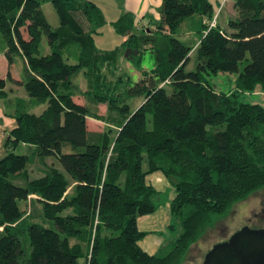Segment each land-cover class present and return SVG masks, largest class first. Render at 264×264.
<instances>
[{
	"label": "trees",
	"instance_id": "trees-1",
	"mask_svg": "<svg viewBox=\"0 0 264 264\" xmlns=\"http://www.w3.org/2000/svg\"><path fill=\"white\" fill-rule=\"evenodd\" d=\"M41 1L0 0V52L8 64L23 59L27 95L14 104L0 158V264H189L206 229L264 187V108L237 99L264 93V0H234L223 27L210 26L209 0H161L158 19L139 26L126 11L111 21L123 40L108 50L94 45L105 23L95 3L50 0L52 28ZM146 52L153 67L130 81L120 55L137 66ZM192 54L194 68L185 71ZM217 73L235 74L231 90L213 89L207 76ZM3 89L0 77V98ZM42 104L40 113L28 111ZM87 118L102 129L88 131ZM17 143L28 154L14 153ZM154 171L173 187L168 229H178L162 254L137 244L144 232L136 218L163 199L144 180Z\"/></svg>",
	"mask_w": 264,
	"mask_h": 264
},
{
	"label": "rangeland",
	"instance_id": "rangeland-1",
	"mask_svg": "<svg viewBox=\"0 0 264 264\" xmlns=\"http://www.w3.org/2000/svg\"><path fill=\"white\" fill-rule=\"evenodd\" d=\"M101 9L105 23L101 27L100 32L94 35V45L98 49H112L118 46L120 43V36H118L111 28V21H113L118 15L125 11H129L135 20V25L139 26L141 24V16L146 18L157 20L158 19V9L160 7L161 0H91ZM212 5L214 12V22L219 26L223 27L229 16L233 14L232 4L234 0H209ZM40 9L46 18L47 22L52 28L58 26V19L54 8L51 5L50 0H42L40 4ZM25 36V33L23 34ZM39 54H45L49 52L45 37L42 36L39 46ZM245 59H248V54L245 58L240 61L237 65V69L241 70L245 64ZM119 71L126 75L130 81H136L140 77L141 70L151 69L154 65L153 55L146 52L142 55L140 63L136 66L130 63V61L125 57V55H120L119 57ZM24 67L23 59L15 55L11 64H8L4 55L0 52V77L4 80V90L13 103L15 101L26 100L27 95L24 91L23 86L20 84L22 79V72ZM194 68L193 54L190 55V59L184 67L185 71H191ZM209 84L213 87L215 91L227 92L231 90L234 86L235 74L217 73L216 75L207 76ZM77 86L83 90L84 80L81 75L73 80ZM237 99L243 103L258 104L264 108V93L263 92H253V93H241L238 95ZM75 102L82 103L84 98L81 95H75L73 97ZM10 103L7 108L11 110L14 104ZM4 102L0 100V107L4 111ZM44 105H39L34 108H29V112L38 114L43 109ZM105 106L99 104L97 106V113H104ZM103 124L100 121L87 118L86 127L88 131L99 132L102 129ZM10 130V123L8 122V117L6 115L0 114V158L6 153L5 144L7 143L6 138ZM8 144V143H7ZM25 144L17 143L13 147V152L16 154H28ZM69 150V146L65 145L63 151ZM54 164L55 167L60 168L59 163L54 157H46L45 163ZM38 165L33 163L29 165L27 169L30 177H35V168ZM145 159L142 161V168H145ZM25 208V206H24ZM28 210H32V206L26 205ZM242 225H246L250 228H257L264 225V187L260 190H256L244 200L238 201L231 206L227 215L223 217L220 221H217L212 226L208 227L205 233L200 237V239L190 246V250L187 256V261L189 264H200L203 254L210 246L220 240L228 237L230 233L238 229ZM29 251V248H27ZM164 251L161 252L164 253Z\"/></svg>",
	"mask_w": 264,
	"mask_h": 264
},
{
	"label": "crops",
	"instance_id": "crops-1",
	"mask_svg": "<svg viewBox=\"0 0 264 264\" xmlns=\"http://www.w3.org/2000/svg\"><path fill=\"white\" fill-rule=\"evenodd\" d=\"M141 18H144L140 20V22L142 23L146 21V19H148L144 16H141ZM120 38H121L120 40L121 42L123 40V37L120 36ZM101 50H106V49H101ZM4 92H5V97L0 98V100L4 102L3 106L5 113L2 111L0 107V114L6 115L8 117V122L10 123V129H11L14 126V119L11 117L10 114L13 113L12 110L15 109L16 107L14 106L12 110L10 108H7V106H9L10 103H13V101L11 100V98L8 97L5 90ZM15 102L13 104H15ZM144 180L145 183H147L154 189V191H156L157 193H161L163 195V199L164 198L165 199L164 200L162 199L160 204L156 207V209L153 212L138 216L136 218L137 229L141 232H144V235L139 239L137 244L144 252L148 254H158L166 249L167 244L175 238L178 232V229H176L174 232L168 229V224L170 221L168 205H169V201L174 196V191H173V187L170 185L168 180L159 171H154L147 174L144 177Z\"/></svg>",
	"mask_w": 264,
	"mask_h": 264
},
{
	"label": "water",
	"instance_id": "water-1",
	"mask_svg": "<svg viewBox=\"0 0 264 264\" xmlns=\"http://www.w3.org/2000/svg\"><path fill=\"white\" fill-rule=\"evenodd\" d=\"M200 264H264V225H242L226 239L213 243Z\"/></svg>",
	"mask_w": 264,
	"mask_h": 264
},
{
	"label": "built area",
	"instance_id": "built-area-1",
	"mask_svg": "<svg viewBox=\"0 0 264 264\" xmlns=\"http://www.w3.org/2000/svg\"><path fill=\"white\" fill-rule=\"evenodd\" d=\"M214 19L212 20V22L210 23V26H213L214 25Z\"/></svg>",
	"mask_w": 264,
	"mask_h": 264
}]
</instances>
